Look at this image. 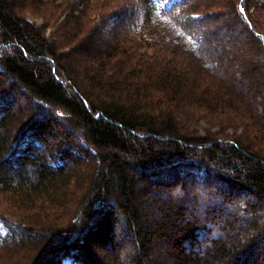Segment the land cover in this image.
<instances>
[{
    "label": "trees",
    "instance_id": "16d2710c",
    "mask_svg": "<svg viewBox=\"0 0 264 264\" xmlns=\"http://www.w3.org/2000/svg\"><path fill=\"white\" fill-rule=\"evenodd\" d=\"M196 1L0 0V264H264V0Z\"/></svg>",
    "mask_w": 264,
    "mask_h": 264
},
{
    "label": "rangeland",
    "instance_id": "374dc122",
    "mask_svg": "<svg viewBox=\"0 0 264 264\" xmlns=\"http://www.w3.org/2000/svg\"><path fill=\"white\" fill-rule=\"evenodd\" d=\"M56 1H57V3L60 2V0H56ZM72 1H74V0H72ZM107 1H109V0H101V2L99 4V9H96V11L93 12V15L91 17L92 25L95 24V26L98 27L100 30L104 31L105 34H106V32L109 31V28L112 26V24L115 20L113 17L109 16V13H107V7L105 6V2H107ZM122 1H124V0H112V2L115 5H118L119 3L121 5ZM196 2H197V7L202 6L201 8L198 9V11L206 13V15L208 17H210L209 25L204 26V30L207 31V29H208V31L212 37H217L216 38L217 42L219 39L222 40L221 34L223 33V30H222V24L219 21H217V18H218L217 9L215 7H210L212 2H217V0H198ZM27 16L29 18H31L32 20L33 19L36 20L37 23H41V22L45 21L46 19H49V16H47L45 19L43 17H33L30 14H27ZM220 18H222V16ZM61 19L56 21V22H55V19L50 21V26L47 29V34H49L50 31L54 30V28L59 24ZM232 28H233V30H235L234 33H236V31L238 32L239 29L243 28V26L241 24H236ZM198 127L200 129V132H204L207 128H210V125H207L205 122H201L200 126H198ZM212 129H215V128H212ZM227 131L230 133H233L234 129L230 128ZM240 131L241 130H238V133ZM197 189L201 190L200 187H198ZM9 201L10 200H8V198L5 195H2L0 193V206H3V208H7L10 210L13 209L14 208V206L12 205L13 203H11ZM222 215L224 217H226L225 213L224 214L221 213V216ZM0 256H2V255H0ZM5 256H11V254H6ZM122 261H123V258H122Z\"/></svg>",
    "mask_w": 264,
    "mask_h": 264
}]
</instances>
